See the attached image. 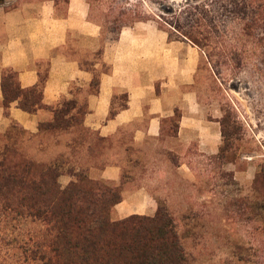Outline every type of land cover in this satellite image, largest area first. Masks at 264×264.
I'll return each instance as SVG.
<instances>
[{"label": "crops", "instance_id": "0c3cea01", "mask_svg": "<svg viewBox=\"0 0 264 264\" xmlns=\"http://www.w3.org/2000/svg\"><path fill=\"white\" fill-rule=\"evenodd\" d=\"M91 14L89 0L0 5V133L15 122L27 134H37L63 100L86 103L83 126L91 133L86 144L94 151L89 177L121 186L123 201L112 219L153 216L159 193L169 204L185 199L182 187L196 185L197 159L220 151L221 118L199 89L205 52L154 21L122 27L111 41ZM81 61L98 72L110 68L102 73L97 94L91 92L93 73L81 68ZM7 69L18 72L23 89L48 74L43 108L30 114L13 103L5 114L1 83ZM67 136L53 138L55 153L65 151L73 134ZM71 180L68 174L59 179L62 187ZM156 186H162L160 192Z\"/></svg>", "mask_w": 264, "mask_h": 264}, {"label": "trees", "instance_id": "16d2710c", "mask_svg": "<svg viewBox=\"0 0 264 264\" xmlns=\"http://www.w3.org/2000/svg\"><path fill=\"white\" fill-rule=\"evenodd\" d=\"M8 1L0 0V5ZM146 21L155 19L142 16L126 1L110 23L116 32L111 41L122 27ZM175 30L202 49L200 43L214 36L215 28L196 18L189 30ZM80 66L93 73L91 92L97 94L101 75L110 68L98 72L88 61ZM47 77L41 74L36 86L23 89L18 72L5 70L1 83L5 114L13 103L30 114L43 108ZM51 111L53 120L41 123L37 134H27L15 122L0 133V264H189L175 219L164 203H158L153 216L112 219L113 209L123 201L121 186L89 177L87 166L94 151L86 144L91 133L83 126L87 104L65 99ZM227 125L223 118L222 144L213 158L227 157L232 149ZM69 133L73 137L64 144L65 151L55 153L53 138ZM64 174L72 177L66 187L59 181ZM254 188L264 192L262 165ZM262 250L264 258V245Z\"/></svg>", "mask_w": 264, "mask_h": 264}, {"label": "rangeland", "instance_id": "374dc122", "mask_svg": "<svg viewBox=\"0 0 264 264\" xmlns=\"http://www.w3.org/2000/svg\"><path fill=\"white\" fill-rule=\"evenodd\" d=\"M126 1L175 35L196 18L215 28L200 43L199 89L228 124L232 149L227 157L197 159L196 185L182 187L185 199L169 204L163 192L157 199L175 219L188 263L264 264V192L254 188L264 166V0H89L109 40L116 36L110 23Z\"/></svg>", "mask_w": 264, "mask_h": 264}]
</instances>
